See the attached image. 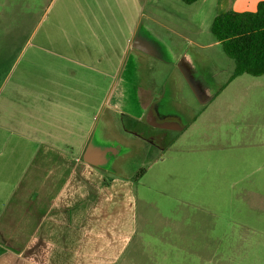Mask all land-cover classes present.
Listing matches in <instances>:
<instances>
[{
    "label": "rangeland",
    "instance_id": "obj_1",
    "mask_svg": "<svg viewBox=\"0 0 264 264\" xmlns=\"http://www.w3.org/2000/svg\"><path fill=\"white\" fill-rule=\"evenodd\" d=\"M105 2L0 0V50L8 52L0 71L22 51V63L37 66L40 55L48 63L58 55L60 44L65 50L66 43L92 39L96 46L91 27L78 23L87 6L113 4ZM127 11L138 24L118 27L119 34L140 32L162 54L157 82L167 86L165 101L185 127L162 130L139 120L137 84L131 77L117 86L115 58L96 59L102 73L81 68L97 88L113 82L123 109L103 115L102 142L111 151L99 166L109 179L134 183L135 232L118 263L264 264V75L232 77L234 62L211 33L215 16L225 12L214 1L144 0ZM12 16L14 24L25 17L26 23L4 27ZM184 56L211 87L204 105L176 69Z\"/></svg>",
    "mask_w": 264,
    "mask_h": 264
},
{
    "label": "crops",
    "instance_id": "obj_2",
    "mask_svg": "<svg viewBox=\"0 0 264 264\" xmlns=\"http://www.w3.org/2000/svg\"><path fill=\"white\" fill-rule=\"evenodd\" d=\"M143 1L87 6L78 25L91 27L96 46L92 39L66 43L65 50L60 44L58 55L49 63L40 55L37 66L22 63V51L0 71V264H118L132 239L134 183L109 179L83 160L103 136L114 83L97 88L81 68L101 72L97 63L115 58L116 79L136 33L123 36L118 27L138 24L127 7ZM199 1L244 12L264 0ZM12 18L6 28L26 23ZM7 56L0 50V66Z\"/></svg>",
    "mask_w": 264,
    "mask_h": 264
},
{
    "label": "flooded vegetation",
    "instance_id": "obj_3",
    "mask_svg": "<svg viewBox=\"0 0 264 264\" xmlns=\"http://www.w3.org/2000/svg\"><path fill=\"white\" fill-rule=\"evenodd\" d=\"M144 60L145 62H143ZM160 60H162V54L155 48L152 41L143 36L140 32L135 33L133 39L131 40L130 51L124 59L123 67L118 75L119 80L117 86L121 83H125L126 80L130 79L131 77L134 80V83L137 84V96L139 103L141 104L143 109L141 116H139V120H141L145 124L146 122H144V118L146 117V115H148V113L151 112V110L153 112L157 111L160 117L174 115L170 112L171 106L167 101H165L167 86L165 84L161 86L157 82V77L161 69L159 66ZM190 62L194 68L198 80L201 82L202 86L207 90V92L211 94V87L206 81L203 70L197 67L191 59ZM176 67V69L180 72L178 66ZM116 89L118 88L116 87L114 91ZM114 91L109 101V107L111 111L122 113L123 109L120 105L121 102H119L120 99H118L119 94L117 91L116 94H114ZM106 124L107 121L103 123L104 129H106ZM158 129L169 130L164 128ZM158 138L160 140L162 139L161 137ZM90 145L106 149V147L103 146L105 144H103L101 136H99L97 139H93L91 141V144H89L88 146Z\"/></svg>",
    "mask_w": 264,
    "mask_h": 264
},
{
    "label": "trees",
    "instance_id": "obj_4",
    "mask_svg": "<svg viewBox=\"0 0 264 264\" xmlns=\"http://www.w3.org/2000/svg\"><path fill=\"white\" fill-rule=\"evenodd\" d=\"M181 1L191 5L199 0ZM211 33L224 53L234 62L232 77L244 74L264 75V1L258 3L255 11L228 10L220 13L212 22ZM145 172L146 169L142 168L137 176H142Z\"/></svg>",
    "mask_w": 264,
    "mask_h": 264
},
{
    "label": "water",
    "instance_id": "obj_5",
    "mask_svg": "<svg viewBox=\"0 0 264 264\" xmlns=\"http://www.w3.org/2000/svg\"><path fill=\"white\" fill-rule=\"evenodd\" d=\"M177 66L198 102L202 105L208 103L213 96L207 92L198 80L190 59L184 56L180 59ZM144 122L154 127L173 131H182L185 127L179 116L170 115L160 117L157 111L153 112L152 110L146 115ZM110 151V149H103L90 145L83 153V160L89 165L99 167L107 162V156Z\"/></svg>",
    "mask_w": 264,
    "mask_h": 264
}]
</instances>
